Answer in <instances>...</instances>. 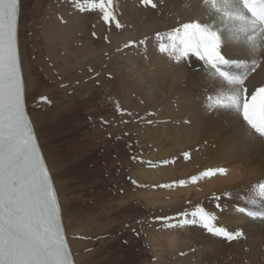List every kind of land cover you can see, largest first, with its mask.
Returning a JSON list of instances; mask_svg holds the SVG:
<instances>
[{
  "label": "rangeland",
  "instance_id": "374dc122",
  "mask_svg": "<svg viewBox=\"0 0 264 264\" xmlns=\"http://www.w3.org/2000/svg\"><path fill=\"white\" fill-rule=\"evenodd\" d=\"M78 5L91 7L88 0H21L18 24L26 112L53 179L74 264L195 263L184 246L185 228L155 219L179 218L194 208L166 205L158 190L170 188H153L161 167L147 124L151 112L138 108L143 101L132 105L138 84L126 60L141 56L138 46L123 48L131 34L139 41L122 19L125 1L115 0L122 29ZM41 96L50 103L39 102ZM117 105L132 115L118 114ZM172 234L182 240L175 249L167 244Z\"/></svg>",
  "mask_w": 264,
  "mask_h": 264
},
{
  "label": "bare ground",
  "instance_id": "6f19581e",
  "mask_svg": "<svg viewBox=\"0 0 264 264\" xmlns=\"http://www.w3.org/2000/svg\"><path fill=\"white\" fill-rule=\"evenodd\" d=\"M121 1H125L121 11L125 24L135 29L139 40L148 38L145 44L138 45L137 54L141 57L128 54L126 61L127 73L138 84L132 105L143 101V107L138 108L152 113L151 134L157 149L156 162L161 167L155 174L156 185L187 179L207 168L227 169L224 176L170 188L169 192L158 190V195L164 196L159 197L160 201L181 208L182 203H189L190 208L199 205L215 214L214 223L218 226L245 233L239 242L229 244L199 226L184 227L187 233L184 246L193 252L188 253L194 256L192 264H264V223L236 211L238 207L252 211L264 209V199L259 196V183H264V144L255 135L243 139L238 135L241 126L247 128L241 112L216 107L218 101L227 103L234 89L214 69L193 56L177 62L158 50L161 41L156 33L165 37L164 43H169L167 33L177 22L197 20L213 24L215 30L213 10L203 0H154L156 9L141 7L138 0ZM229 10L245 12L248 19L230 20L226 24L218 21L221 51L226 58L243 61V66L222 67V70L247 76L253 83L264 81V67L252 71L256 65H264V36L257 37L253 52L244 43V33L239 31L244 27L248 29V36L255 35L249 22L251 17L241 7L240 0H231ZM130 38L134 40L135 35L131 34ZM137 58L141 60L140 66L136 64ZM186 120L190 123H185ZM184 152H189L191 159L185 161ZM164 160L171 167H162ZM225 192L228 195L222 196L221 208L214 207V200V204L207 202L213 193ZM167 244L175 249L182 240L172 234Z\"/></svg>",
  "mask_w": 264,
  "mask_h": 264
},
{
  "label": "snow or ice",
  "instance_id": "6c2138e0",
  "mask_svg": "<svg viewBox=\"0 0 264 264\" xmlns=\"http://www.w3.org/2000/svg\"><path fill=\"white\" fill-rule=\"evenodd\" d=\"M203 2L210 6L216 16L215 30L213 24L197 20L177 22L167 33L169 43H164L165 37L156 33L161 41L158 50L177 62L193 56L214 69L234 89L228 95V102L218 101L216 107L233 108L241 112L247 128L241 126L238 135L242 139L255 135L264 144V81L253 83L247 76H235L222 70V67H242L243 61L226 58L222 54L218 21L225 24L230 20L243 22L248 17L245 12L230 11L231 0ZM88 3L91 4L90 8L78 5L77 10L96 12L105 25H114L116 29L124 27L116 15L115 0H88ZM240 3L251 16L249 22L255 35L248 36V29L244 27L239 31L244 33V43L250 45L254 52L257 37L264 36V0H240ZM138 4L144 8H157L154 0H138ZM20 6L21 0H0V264H74L61 222V208L53 179L26 112L27 89L18 46ZM92 35L95 37L96 33L93 32ZM104 39L107 41L108 37L105 36ZM147 39L129 40L123 48L143 45ZM257 67L264 65H256L252 71L255 72ZM39 102L50 103L44 96L39 98ZM116 112L120 115H132L119 105ZM101 122L105 125L109 123L103 119ZM147 123L151 124L153 121L148 120ZM185 123L190 121L186 120ZM183 157L185 160L191 159L189 152H184ZM132 159L139 160L138 157ZM140 162L145 163L142 160ZM161 163L167 164L168 161ZM226 174L227 169L224 167L207 168L187 179L153 185V188L184 187ZM131 182L137 184L135 180ZM259 189V196L264 199V183H259ZM227 195V192L212 194L217 209L222 207V196ZM250 203L254 204L255 201ZM236 211L264 223V209L252 211L246 207H238ZM178 217L162 216L155 219L163 221L168 228L199 226L229 244L239 242L245 236L239 229L230 230L218 226L214 223L215 214L199 205H195L190 213H178Z\"/></svg>",
  "mask_w": 264,
  "mask_h": 264
},
{
  "label": "water",
  "instance_id": "95a60500",
  "mask_svg": "<svg viewBox=\"0 0 264 264\" xmlns=\"http://www.w3.org/2000/svg\"><path fill=\"white\" fill-rule=\"evenodd\" d=\"M28 115V114H27ZM29 118V117H28ZM62 222V221H61ZM63 226V225H62ZM68 243V242H67ZM68 247H69V245H68ZM70 249V248H69ZM70 253H71V251H70ZM71 258H72V254H71ZM73 259V258H72Z\"/></svg>",
  "mask_w": 264,
  "mask_h": 264
}]
</instances>
